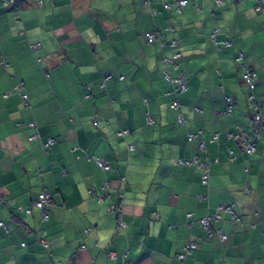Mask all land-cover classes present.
Here are the masks:
<instances>
[{
    "label": "crops",
    "instance_id": "crops-1",
    "mask_svg": "<svg viewBox=\"0 0 264 264\" xmlns=\"http://www.w3.org/2000/svg\"><path fill=\"white\" fill-rule=\"evenodd\" d=\"M164 2L169 10L141 0H21L18 9L0 0V264H264V132L252 155L238 142L254 137L243 66L256 73L264 115V15L254 0H199L198 11L181 13ZM151 31L176 50L147 44ZM174 52L187 86L182 124L164 75ZM18 82L27 107L4 97ZM195 132L203 151L187 140ZM193 157L211 163L206 186L201 167L174 164ZM42 192L51 195L45 223L18 208ZM219 206L239 218L212 224L224 242L198 225ZM190 241L197 248L180 261Z\"/></svg>",
    "mask_w": 264,
    "mask_h": 264
},
{
    "label": "built area",
    "instance_id": "built-area-1",
    "mask_svg": "<svg viewBox=\"0 0 264 264\" xmlns=\"http://www.w3.org/2000/svg\"><path fill=\"white\" fill-rule=\"evenodd\" d=\"M4 4L7 3V0H2ZM145 4H150L151 2H158L163 5V7L166 10L170 9V5L168 3H165L164 0H141ZM255 1V9L257 12L261 13L264 15V0H254ZM13 4H15V0H11ZM189 4H192L195 9L198 11L200 6H199V0H174V7L177 11V13H181V10L188 6ZM153 16L156 15L155 12L151 13ZM264 31V27H263ZM218 33L217 29H214L212 39L213 41L215 40V36ZM144 38L146 39L147 44L152 45L154 43L159 44L162 48L164 47H170L172 50H176L177 48V43L175 41L170 42L169 44H166L163 42V34L162 32L158 31H151V32H146L144 34ZM228 42L224 43V45H227ZM215 45L218 46V43L215 42ZM180 59V54L178 52H174L170 57H167L164 59V64H165V79L168 80L171 85H172V95L174 97V102L170 105V109L173 110L176 115H177V121L178 123H184V119L181 113V106L179 104V96L183 95L187 91V86H186V81H185V76L182 72L179 71V66H178V61ZM238 60L243 59V55L240 54L237 58ZM0 67L5 68L7 67V64L5 61L1 58L0 59ZM172 71H177L178 75L175 78H172L170 76ZM120 80H123L122 77H120ZM242 80L243 82L247 85L249 94L247 96L248 103L253 109V115L251 118L250 122V127L253 132V139H248L246 136L242 135L238 138V142L240 143L242 147L243 153L246 155H252L255 152V141L259 139L260 132H264V115L262 113V108L256 103L255 97H254V90L257 84V77L256 73L252 71L250 68H247L246 66H243V73H242ZM9 96H18L24 106H29L28 103V97L24 88L23 83L18 82L10 91L8 94H6L4 97L7 98ZM225 100L227 103H230L231 100L227 97H225ZM146 123L148 125L153 124L152 118L149 116V114L146 115ZM96 125V123H95ZM29 129L32 131L36 130V125L35 123H29L27 125ZM129 135L128 131H122L117 133V137H126ZM201 132H195V133H190L187 135V140L189 142H197L198 143V148L199 150L203 151L205 150V145L204 142L200 140ZM29 139L31 141H37L39 139V136L36 132H33ZM218 140V135H214L212 137V142L216 143ZM54 144L53 139H48L45 143L42 144V151L47 152L48 150L51 149L52 145ZM128 149L132 150L133 146L129 145ZM94 163L98 168L101 170L105 171L108 170L110 165L103 161L100 158H92ZM174 164H180V165H185V166H197L201 167L204 171V173L201 176V181L202 185L206 186L208 183V178H209V166H210V161H205L203 163H199L196 157H193L192 159L188 161H176ZM97 199L99 201L103 200L102 196H98ZM3 205L5 207L12 208L13 203L11 201L3 200L2 201ZM51 203V195L48 193H40L37 195V199L31 203L30 206L27 207H18L20 211L24 212L26 215H29L33 209H36L40 213V221L42 223H45L48 221V213H47V208L49 207ZM112 211H115L118 214V228L122 229L124 228L121 218H120V208L116 206H112L110 208ZM227 214L231 216V219L233 221L238 222L239 218L234 215L233 209L231 206H219L217 207L211 215H207L206 217H203L198 221L199 228L206 234L207 238H213L217 237L221 242H224L227 239V236L223 234L220 230L213 229L212 224L219 221L221 219V215ZM190 216V215H189ZM0 226H2V223H0ZM40 241L42 244V247L44 249H49L50 243L46 240V231L42 230L40 232ZM197 246L194 242L190 241L188 242L182 249V253L178 255V259L180 261H184L186 257L191 255L195 250Z\"/></svg>",
    "mask_w": 264,
    "mask_h": 264
},
{
    "label": "trees",
    "instance_id": "trees-1",
    "mask_svg": "<svg viewBox=\"0 0 264 264\" xmlns=\"http://www.w3.org/2000/svg\"><path fill=\"white\" fill-rule=\"evenodd\" d=\"M1 2L3 3L2 0H1ZM3 4H4V3H3ZM4 5H10V6H12L13 8L18 9V8H20V6H21V0H15V4H13V3L11 2V0H7V3L4 4Z\"/></svg>",
    "mask_w": 264,
    "mask_h": 264
}]
</instances>
